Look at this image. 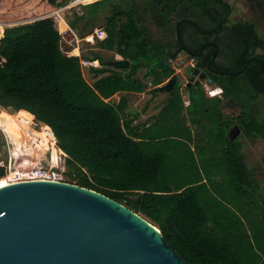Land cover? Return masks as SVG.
I'll use <instances>...</instances> for the list:
<instances>
[{
	"label": "trees",
	"instance_id": "obj_1",
	"mask_svg": "<svg viewBox=\"0 0 264 264\" xmlns=\"http://www.w3.org/2000/svg\"><path fill=\"white\" fill-rule=\"evenodd\" d=\"M251 1L255 8L264 5V0ZM82 2L81 10L71 8L69 24L79 33L78 20L94 19L109 7L107 36L100 46L115 49L129 67L115 69L94 53L89 60L103 66H90L95 79L89 83L80 64L88 57L63 54L55 21L45 17L63 1L0 0L2 23L37 18L5 26L0 34V106L30 115L52 132L66 154L65 175L74 181L68 182L144 216L188 264H264V190L244 162L243 143L227 136L234 120L223 112L237 103L243 134L264 137V119L258 121L253 104L258 92L248 80L212 75L221 96L208 97L193 87L185 105L177 89L146 121L134 123V117L124 116L127 93L143 92L144 79L151 77L154 95L174 73L165 58L174 57L176 28L168 17L176 4L174 15L197 18L200 27L208 28L218 25L228 3ZM148 15L158 34L149 29ZM226 36L246 38L254 48L264 46V36L249 21L231 24ZM140 69L143 78L137 76ZM116 93L120 98L114 102ZM45 133L50 136L47 129Z\"/></svg>",
	"mask_w": 264,
	"mask_h": 264
},
{
	"label": "water",
	"instance_id": "obj_2",
	"mask_svg": "<svg viewBox=\"0 0 264 264\" xmlns=\"http://www.w3.org/2000/svg\"><path fill=\"white\" fill-rule=\"evenodd\" d=\"M107 62L129 67L124 58ZM174 80L159 88L168 90ZM0 264L188 263L158 227L122 203L73 183L28 180L0 188Z\"/></svg>",
	"mask_w": 264,
	"mask_h": 264
},
{
	"label": "flooded vegetation",
	"instance_id": "obj_3",
	"mask_svg": "<svg viewBox=\"0 0 264 264\" xmlns=\"http://www.w3.org/2000/svg\"><path fill=\"white\" fill-rule=\"evenodd\" d=\"M156 2H158V0H156ZM178 7L179 4H176L175 9L172 10L174 14L177 13L176 10ZM159 9L164 12L163 7L160 6ZM173 13L169 15L168 20L170 21H168V23H172L176 28V45L173 46L171 52L174 57H166L165 62L174 70V62H177V56L183 53L188 59L187 63L183 65V67L187 68L188 73L185 78V83L181 85L179 74L174 70L175 73L171 74L175 75L174 82L169 85L170 88L168 90H162L166 93L163 104H165V101L173 91L177 89L180 91L182 99L184 95L188 97V91L193 87H201L205 92V82H208L209 85L213 84L218 87L222 93L221 88L211 78L212 75L223 76L230 81L236 82H247L248 80L254 90H256L254 84L264 89V46L254 48L252 47L253 43L246 38L226 36L228 27L231 25L226 24L227 16L230 13L229 4L226 15L221 18L218 25H211L208 28L200 27L197 24V18L181 17ZM164 14L165 13H163L162 16H164ZM237 39L240 40L241 44L238 43ZM170 77L167 78V81ZM251 78H253L254 84ZM167 81H163L164 83L162 82L160 85L166 84ZM256 91L258 94L254 99V106L259 102V95L262 96V102L264 103V91ZM234 104L237 105L239 109L234 116H228L234 121L228 127L227 136L230 140H240L241 136L244 135L243 125L241 121H238V117H240L241 113V106L237 103ZM232 108L233 107H231V109ZM232 111L234 110L232 109ZM257 119L261 123L264 116L261 118L258 117ZM252 137L264 139V137L260 136ZM261 188L264 190V187L261 186ZM261 200H264V197H262Z\"/></svg>",
	"mask_w": 264,
	"mask_h": 264
},
{
	"label": "rangeland",
	"instance_id": "obj_4",
	"mask_svg": "<svg viewBox=\"0 0 264 264\" xmlns=\"http://www.w3.org/2000/svg\"><path fill=\"white\" fill-rule=\"evenodd\" d=\"M84 0H76V2L73 1H63L60 5H57L54 10L61 9L60 14L64 17L66 22L71 21L74 19V15L72 14L71 8L74 7L77 10H81V5L84 3L82 2ZM139 4H142L144 0H135ZM226 1L230 6V13L227 16V22L226 24H232V23H238L239 21H249L252 22L257 29V32L259 35L264 36V5H260L259 8L253 7V2L251 0H224ZM125 5H122L124 8ZM52 14V11L48 13L47 15ZM110 8L107 7L105 9H100L94 19L91 20H78L77 21V29L80 30L79 32L80 36L82 37V44H81V54L85 55L89 59L94 53H97L100 55L103 59L109 61L113 58L117 57V53L115 52V49L107 50L100 46L101 40L105 39L107 36L106 32V24H107V17L111 15ZM44 16V15H43ZM46 16V15H45ZM54 16V15H53ZM56 16V15H55ZM54 16V17H55ZM53 17V18H54ZM32 19L27 20H19L12 22L9 25H17L22 23L30 22ZM55 20V26L56 27H62L63 23L62 21L59 23L57 19ZM69 23V22H68ZM147 24L149 29L154 33L158 34L159 31L156 28V25L151 21L150 15H148L147 18ZM5 26V25H4ZM101 28L104 31V37L93 39L92 41L88 40V36L91 34L92 31L95 29ZM187 58L183 53H180L177 56L176 63L174 62V70L175 72H178L180 77V83L183 85L185 83V78L187 77V68L183 67L184 64L187 63ZM96 61V60H95ZM103 66L99 62H95L94 67H100ZM82 67V73L84 75V78L89 83H92L94 81V76L92 75V71L90 70V66H81ZM174 72V73H175ZM138 77L143 76V70H139L137 72ZM143 78V77H142ZM144 81L147 84V87H151V77H148L144 79ZM167 81V79L164 80V82ZM163 82V83H164ZM204 89L205 93L208 97L212 96H220L221 91L218 89V87L214 86L213 84H208V82L204 83ZM185 92V91H183ZM148 95L149 92H144L141 95H133L129 98V102L127 105L126 113L124 114L125 118H130L134 116V113H131V111L136 112V119L134 120V123H140L143 122L145 119L150 117L153 114H156L161 104L164 102V99L166 97V93L163 91H157L154 95L156 96L152 103L148 102ZM119 99V96H112V100L116 102ZM259 102L254 106V110L256 111V117L261 118L264 116V103L262 102V96H258ZM183 101L186 103L187 97L186 95L183 96ZM155 104V106H154ZM232 109L234 111H232ZM231 107H224L223 112L226 116L232 115L234 116L238 112V106L233 103V108ZM240 141L243 143L242 152L244 155V162L246 166L254 173L255 177L259 180V183L262 187H264V139H256L252 136H245L242 135L240 138ZM56 146V145H55ZM54 146V153L53 154H47V160L43 158V162L41 165H48L51 168H57L62 170V174L60 175V178L63 182L72 181L70 178L65 175V171H67V167L64 165V153H61L60 149L56 146ZM63 152V151H62ZM52 157H55V162L52 160ZM60 157V161L58 160ZM41 162V161H40ZM71 183V182H68ZM75 184V183H73Z\"/></svg>",
	"mask_w": 264,
	"mask_h": 264
},
{
	"label": "built area",
	"instance_id": "obj_5",
	"mask_svg": "<svg viewBox=\"0 0 264 264\" xmlns=\"http://www.w3.org/2000/svg\"><path fill=\"white\" fill-rule=\"evenodd\" d=\"M60 11L61 9L53 10L52 14L45 16L63 23L62 27L55 26L59 33V49L63 54L81 55L83 39L78 31L66 22ZM103 37L104 31L98 28L91 32L88 40L92 41ZM95 62V60L87 58L80 59L81 66H94ZM4 113L6 117L2 116ZM7 123H13L18 127L21 134L19 143L9 133L6 127ZM46 129H48L46 126L39 124L30 115L19 111H10L0 106V171L2 170L3 173L0 179L7 177L17 181H62L60 178L62 170L41 165L43 158L47 160V154H53L54 146H57L56 138L53 140L51 136L46 135ZM49 132L52 134L50 130ZM60 151L64 153L62 150ZM22 155H32L34 159H25ZM64 156L66 157L65 153ZM58 158L60 161V157ZM52 160L55 162V157H52Z\"/></svg>",
	"mask_w": 264,
	"mask_h": 264
},
{
	"label": "bare ground",
	"instance_id": "obj_6",
	"mask_svg": "<svg viewBox=\"0 0 264 264\" xmlns=\"http://www.w3.org/2000/svg\"><path fill=\"white\" fill-rule=\"evenodd\" d=\"M0 25H2V24L0 23ZM2 116L6 117L5 113L2 114ZM6 127L9 131V133L11 134V136L17 141V143H19L20 139H21V134H20L18 127L15 126L13 123H7ZM49 134H50V132H49ZM50 136H51V134H50ZM52 139H53V137H52ZM17 182H19V181H17L16 179L13 180L12 178L2 177L0 179V188L11 185L13 183H17Z\"/></svg>",
	"mask_w": 264,
	"mask_h": 264
},
{
	"label": "crops",
	"instance_id": "obj_7",
	"mask_svg": "<svg viewBox=\"0 0 264 264\" xmlns=\"http://www.w3.org/2000/svg\"><path fill=\"white\" fill-rule=\"evenodd\" d=\"M0 26H2L1 29H0V34H1L3 28H4L5 26H7V25L4 26V25L2 24V25H0ZM120 58H121V57H119V55H117V57L113 58L112 60L120 59ZM96 61L99 62L98 60H96ZM106 61H107V60H106ZM106 63L108 64V62H106ZM113 68H114V67H113ZM115 69H117V68H115ZM124 69H127V68H124ZM118 70H120V69H118ZM92 75H93V72H92ZM152 87H153V86H151V87H147L143 92H140V93H127L126 96H127L128 102H129V98H130L131 96H133V95L137 96V95H141V94H143L144 92H149V95H148V97H147V98H148L147 100H148V102H151V103H152L153 99L156 97L155 95H153V94L150 92V89H151ZM161 91H162V90H161ZM113 96H117V97L119 96V98H120V93H116V94H114ZM218 96H219V95H218ZM118 100H119V99H118ZM118 100H117V101H118ZM117 101H116V102H117ZM184 103H185V102H184ZM187 104H188V97H187V101H186L185 105H187ZM127 105H128V103H127ZM163 105H164V104L162 103L161 106H160V109L162 108ZM154 106H155V104H154ZM160 109H159V110H160ZM131 113H134V116H132V117H134V118L136 119V116H137V115H136V112L131 111ZM156 114H157V113H156ZM153 115H155V114H153ZM153 115H151V116H153ZM151 116H150V117H151ZM130 118H131V117H130ZM148 118H149V117H148ZM148 118H147V119H148ZM135 119H134V120H135ZM147 119H145L144 121H146ZM144 121H143V122H144Z\"/></svg>",
	"mask_w": 264,
	"mask_h": 264
}]
</instances>
